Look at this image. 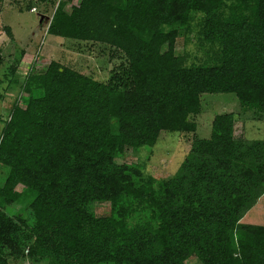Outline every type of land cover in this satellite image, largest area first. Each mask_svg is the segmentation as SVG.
Masks as SVG:
<instances>
[{"label":"trees","instance_id":"obj_1","mask_svg":"<svg viewBox=\"0 0 264 264\" xmlns=\"http://www.w3.org/2000/svg\"><path fill=\"white\" fill-rule=\"evenodd\" d=\"M65 5L49 34L122 60L105 81L54 59L25 72L30 96L1 121L0 264H264V225L240 221L264 194V139L234 134L264 120V0ZM202 93H234L239 112L216 114L173 175L117 161L161 131L195 133Z\"/></svg>","mask_w":264,"mask_h":264},{"label":"rangeland","instance_id":"obj_2","mask_svg":"<svg viewBox=\"0 0 264 264\" xmlns=\"http://www.w3.org/2000/svg\"><path fill=\"white\" fill-rule=\"evenodd\" d=\"M59 1H65V9L79 0H1L0 1V129L15 102L25 105L30 96L23 92L25 72L43 71L50 60L105 81L112 69L122 59L111 55L105 45L91 41H77L49 34L47 26L54 8ZM36 9L29 10L28 7ZM8 26L9 31L2 27ZM197 43L186 44L180 36L176 43V52L183 54L186 50L195 53ZM35 90V95H40ZM20 96V97H19ZM201 111L193 116L197 123L195 133L161 131L157 142L150 149L137 152L127 149L118 162H137L145 160V171L156 178H167L178 169L187 153L194 135L205 138L210 134L213 117L222 112H239L240 105L234 93H202ZM235 136L248 139H264V120L251 119L248 115L234 126ZM7 168V167H6ZM0 170V177L8 169ZM20 206L15 205L14 211ZM97 214L107 213L108 203L92 206ZM243 223L264 225V194L257 200L240 220ZM17 264H30L20 261Z\"/></svg>","mask_w":264,"mask_h":264},{"label":"built area","instance_id":"obj_3","mask_svg":"<svg viewBox=\"0 0 264 264\" xmlns=\"http://www.w3.org/2000/svg\"><path fill=\"white\" fill-rule=\"evenodd\" d=\"M36 9L34 7L31 8V11H35Z\"/></svg>","mask_w":264,"mask_h":264},{"label":"crops","instance_id":"obj_4","mask_svg":"<svg viewBox=\"0 0 264 264\" xmlns=\"http://www.w3.org/2000/svg\"><path fill=\"white\" fill-rule=\"evenodd\" d=\"M237 122H239V121H236L235 124H236Z\"/></svg>","mask_w":264,"mask_h":264}]
</instances>
